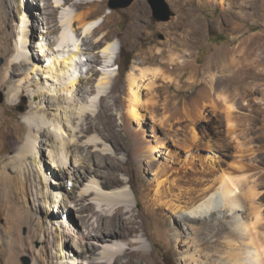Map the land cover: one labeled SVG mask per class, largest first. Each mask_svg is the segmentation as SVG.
Segmentation results:
<instances>
[{"label":"rangeland","instance_id":"obj_1","mask_svg":"<svg viewBox=\"0 0 264 264\" xmlns=\"http://www.w3.org/2000/svg\"><path fill=\"white\" fill-rule=\"evenodd\" d=\"M38 1L22 0L20 4H17V6H22L24 3L33 8H38V6L41 8L40 12L35 11L36 14L32 19L27 20L28 35L24 34L27 35L30 43L37 42L41 34H48L49 31L54 40H57L58 33H55V30L62 29L64 14L74 16L78 8L72 4L60 7L58 0H49L48 5L46 1L42 0L39 3ZM85 1L93 4L95 9L102 11V17L98 19L99 26L102 25V28L94 37L86 40L90 45L95 46V54L86 55V60L90 59L92 62L85 61L86 66L83 68L84 91L87 90L89 93H83L80 101L76 103L61 102L59 111L56 106L50 110V113L62 119L66 117L64 112L67 110L68 117L74 116V122L67 124L71 135L69 138L70 161L66 164L67 168L64 165L63 169L65 173L63 175L68 179L65 181L67 188L66 192L62 191V194H59L60 198L57 199L62 198L63 200L68 196L69 199L71 198L70 202L73 201V203L69 204L70 213L63 217V214L53 212L50 207H47L54 223L51 225V227L54 226L52 239L46 245L47 248L49 247V253L54 255L59 253L55 236L57 229L66 232L69 237L67 238L69 245L66 249L68 257L63 261L64 264L68 262L74 264L76 247L84 248L91 245L94 246L96 252L93 255V261L100 264H115L116 256L113 253L130 252L131 250H144L153 254L157 264H187L183 256L191 247H193L192 252L198 253L200 259L198 262L201 260L206 262L204 260L207 258L205 255L207 251L201 244L206 243L210 238L212 241L220 242L232 240L233 237L227 235L230 228L226 226V220L231 221L229 218L224 219L225 224L210 228L209 236L205 237L200 232L203 226L199 224L188 226L185 222L181 224L167 220L165 225L161 226L150 215L143 217L148 233L134 234L120 245L104 244L97 240H89L87 237L98 228V221L101 218L113 217L119 207H123L126 217L137 216L141 210L148 209L149 204L144 194L150 193L156 181L151 162L138 155L140 148L143 149L144 146L145 149V142L154 139L153 135L163 137L162 134L165 132L170 134L177 131L190 141L188 143L192 144L191 131L193 128L200 141L193 146L194 152L198 151L199 157H203L208 153L206 147H211L212 152L215 151L214 154L218 157L214 159L216 163L213 173H205L206 175L202 177L208 184H213L216 180V188L221 186L220 181L223 177H226L228 183L234 186L230 180L232 178L228 175L242 181L241 185L251 196L245 198L247 196L240 193L241 202L247 208L244 217L251 227V234L255 238L256 245L264 251V0H167L175 14L167 22H159L155 19L154 10L147 0H136L127 8L112 7L120 4V0ZM12 12L10 16L7 15V24L1 21L5 14L0 16V70L12 58L20 39L22 19L17 13V8L13 7ZM107 16H112L111 21L106 22ZM43 18L48 19V25L45 24ZM136 21L139 22L141 28L137 38L129 31L131 24ZM199 22L203 28L202 42L191 49L190 54L185 57L181 49L189 38L188 31ZM101 37H107L105 41L117 40L122 43L123 48L117 61L118 65L114 63L111 67L113 76L108 93L101 95L96 100L97 102L92 103L90 100L98 95V83L103 76L102 70L105 66V59L102 54H99L104 44L97 42ZM28 49L35 50L33 47H28ZM155 56L156 58H153ZM172 56L179 59L178 61L187 60L191 64L181 69L171 60ZM250 56L251 59H249ZM218 59L227 66H230L228 60L233 59L234 70L250 68L253 74L259 77L254 81L253 91L249 90L245 98L241 99V89L233 91V88L222 80L223 77L231 75L230 69L223 68L218 71L213 68L214 61ZM128 64H130L129 68ZM135 66L139 69L138 74L140 69L150 68L160 69L169 77V80H164L155 77L151 71L142 81V92L146 97L148 95V100L153 98V103L146 104V113L149 117L154 116L156 119L154 123L150 119L145 122V138L141 134L134 133L125 111L126 83L130 71ZM24 67L29 68V66L20 67L19 69H22L20 72H25ZM205 78L219 81L220 86L211 87L216 97L217 110L210 101H203L199 109H202L204 117L198 115V110L191 106L187 111L189 117L186 118L183 114L182 116L177 115L176 109L173 108L174 104L177 103L178 108H183L185 101L191 102L202 87L201 84ZM18 79L19 77H16L7 86L0 88L4 96L3 103L0 104V171L16 156L17 145L21 144L20 142L15 144L12 137L24 133L29 125L25 118L33 112L39 101L35 94L34 97L30 95L26 90L27 86L15 102L8 100L9 86L16 84ZM235 93L238 94L236 98H234ZM53 96H55L54 100L58 101L57 93ZM226 104L234 106L239 113L231 122L226 119ZM85 106L91 109L89 107L88 110L84 109ZM241 114L248 117L243 118ZM231 124L238 128H231ZM240 145L243 146L245 152H248L246 158H242L239 154L240 148L237 146ZM203 147L205 150H198ZM174 149L171 148L172 151ZM185 156V152H180V158H185ZM50 161L46 152L44 158L46 173L42 176V180L47 182L50 188H54L57 194V184H51V180L54 179L53 181L56 182L55 179L57 176H62V172ZM176 162L178 166L182 159H176ZM240 162L244 163L246 168L236 171V166ZM29 166L31 168V164ZM87 168L88 170L92 168L91 175L79 179L78 177L83 175V171ZM78 169L80 175L77 174ZM13 170L8 171V175L15 177L17 173ZM98 170L99 173H95ZM241 175L245 176L241 177ZM252 191L256 196L251 195ZM123 193H127V196L121 195ZM32 198H26L28 207L35 205V200ZM109 198H115L118 201L111 202ZM5 199H0V264H6L9 253L8 240L3 237V233L8 230L9 226L6 216L8 201ZM82 206L87 210L81 211ZM252 206L260 208L259 221L257 213L249 210ZM157 211L168 217L171 216L169 210L159 209ZM215 217H213L214 223L217 222ZM84 218H87V221H84ZM66 220L70 224H67ZM28 227L29 225L26 224L18 231L19 233L14 231V234L26 237L29 232ZM193 243H197V246H193ZM33 245L34 248L41 249L38 241L33 242ZM19 262L34 264L31 252L23 254Z\"/></svg>","mask_w":264,"mask_h":264},{"label":"bare ground","instance_id":"obj_2","mask_svg":"<svg viewBox=\"0 0 264 264\" xmlns=\"http://www.w3.org/2000/svg\"><path fill=\"white\" fill-rule=\"evenodd\" d=\"M21 1L0 0V10H3L2 12L0 11V16L5 14L4 18L0 17L3 19L1 20L2 22L7 24L6 19L10 16L13 7L17 8V13L22 19V26L20 28L22 35L20 34L19 36L20 39L17 43L16 50L12 58L7 61L6 66L0 70V88L7 86L12 79L19 77L17 83L15 82L16 84L9 86L8 100L15 102L27 86L26 90L29 91L32 97L35 94V97L39 101L33 112L29 113L25 118L29 125L25 128L24 133L12 137L16 142L15 144L18 142L21 144L20 146L17 145L16 156L13 157V161L5 164L0 171V199L6 198L5 200L8 201L6 216L9 226L8 230L3 233V237H6L8 240L9 253L6 258V264H21L19 258L23 254L28 253V251L31 252L34 264H64L65 262L63 261L68 257L66 249L69 245L67 240L69 237H67L68 234L66 232L57 229L55 236L58 242L59 253L56 255L49 253V247L47 248L46 245L52 239L54 226L51 227V225L54 223L47 207H50L53 212L63 214V217L67 213H70L69 204L73 203V201L70 202L71 198L69 199L68 196L64 197L63 200L61 198V201L57 199L60 198L59 194H62V191L66 192L67 188L65 181L68 179L63 175L64 165L66 167V164L70 161L69 157L71 152L69 140L71 135L67 124L71 121L74 122V116L68 117L69 112L65 110L66 112L64 114L66 117L62 119L50 113V110L56 106L59 111L61 102L76 103L78 100L80 101L83 93H89L87 90L84 91L85 81L83 68L86 66L85 61L92 62L90 59L86 60V55L95 54V46L90 45L86 40H89L92 36L94 37L102 28V25L99 26L98 19L102 17L103 13L95 9L93 4L85 0H58L60 7L61 5L65 7L72 4L78 8V12L74 16L63 13L64 23H61L63 24L62 29L55 28V33H58L57 40H54L48 30L49 33L41 34L37 42L30 43L27 37V20L32 19L36 14L35 11L40 12L41 8L39 6L38 8H33L24 3L22 6H17ZM40 1L42 0H39L38 3ZM43 1H46L47 5L49 4V0ZM106 18V22H108L111 21L112 16H107ZM43 21L48 25V19L43 18ZM140 29V24L136 21L131 24L129 31L132 36L137 38ZM202 30V24L199 22V24L194 25L188 31L189 38L183 45V49H181V53L185 57L190 54L191 49L201 44L203 37ZM106 39L107 37H101L97 41L99 44H104L99 54H102V57H104L105 66L102 70L103 76L98 83V95L90 100L92 103L101 95L103 96L108 93L113 76L111 67L118 65L117 61L123 48L121 42L117 40L105 41ZM28 47H33L35 50L30 51ZM153 58H156V56ZM249 59H251V56ZM171 60L181 69H185L191 64L187 60L178 61L179 59H175L173 56ZM228 61L230 62V66L224 65V62L218 59L214 61L213 68L218 71L223 68L230 69L229 73L231 75L223 77L222 80L229 87L233 88V91L241 89L242 92L240 95L241 99H243L247 96L249 90L253 91L254 81L259 77L253 74L250 68H245L246 66H244L245 69L234 70V60L229 59ZM44 64L47 65L45 66ZM23 66H29V68L26 69L24 67L26 70H23L25 72L22 73L20 72L22 69L19 68ZM138 70L137 66L133 67L128 76L125 111L129 117V124L132 126L134 133L141 134L145 138V122L150 119L154 123L156 119L154 116L149 117L146 113V104L148 102L153 103V98L148 100V95L146 97L142 92V81L148 77L151 71L155 77L163 78L164 80H169V77L160 69H140L139 74ZM201 86L196 97L191 102L185 101L183 108H178V104L173 103V108L176 109L175 112L177 115L182 116L181 114H183L186 118L189 117L187 111L188 107L191 106L198 110V115L203 116L202 109H199L200 103H203V101H210L217 110L215 105L216 97L211 87L220 86L219 81L205 78ZM32 87H35V89H32ZM55 93L59 96L58 101L53 98L55 97L53 96ZM237 95L235 93L234 98ZM61 97H63V101ZM85 107L84 109L87 110L90 108L89 106ZM80 108L79 110H81ZM225 114L226 119L231 122L239 113H237L234 106L226 104ZM241 116L243 118L248 117L244 114H241ZM173 132L170 134L165 132V134H162L163 137L153 135L154 139L144 141L146 143L145 149L143 146V149L140 148L138 150L139 157H143L151 162L155 171V186L151 187L150 193L144 194V198L149 204L148 209L141 210L137 216L126 217L123 207H119L113 217H103L98 221V228L95 227L96 229L87 236L88 239L97 240L104 244L120 245L129 240L134 234L148 233L146 221L143 218L147 215L153 217L161 226L165 225L167 220L177 221L181 224L185 222L188 226L199 224L203 226L201 227V234L208 237L210 228L222 225L225 221L224 219L229 218L231 221L226 220V226L230 228L227 235L229 234L231 238L233 237L232 240L220 242L212 241V238H210L206 243L201 244L207 251L205 253L207 258L204 260L206 262H202V260L198 262L200 260L198 253L192 252L193 247L186 251L183 260L187 264H263V248L256 245L255 238L251 234V227L244 217V212L247 208L241 202L240 195L243 193L244 196H247L245 198H250L251 196L244 190V186L241 185L242 181L236 180L228 175V177L232 178L230 180L234 183L235 187L228 183L226 177H221V186L219 188H216V180H214L213 184H208L202 175L205 173H213L216 163L214 159L218 158L214 154L215 151L212 152L211 147H206L208 153L203 156L204 158L199 157L198 151L194 152L195 148L193 146L200 142L194 128L191 131L192 144L188 143L190 141L185 139L181 133L177 131ZM172 147L175 148L173 151L171 150ZM237 147L240 148L239 154L241 157L246 158L248 152H245L242 145ZM198 150L203 151L205 149L203 147V149L198 148ZM182 151L186 153L185 158H180V152L182 153ZM46 152L53 166L62 172V176L56 175V182L53 181L54 179L51 180V184H57V194L54 188H50L47 182L45 183L42 180V176L46 173L44 164ZM176 159H182V162L178 166H176ZM30 164L31 168L29 166ZM236 168V171L238 169H244L246 165L240 162ZM11 169H14L13 171L17 173V176L8 175V171ZM91 169L88 170L87 168L85 171L82 170L83 175L78 178L89 177L91 175ZM78 173L80 175L79 169L77 171ZM95 173H99V170L95 171ZM32 176L33 178L30 179ZM244 176L241 175V177ZM29 182H31L30 185ZM2 188L4 193L2 192ZM121 195L127 196V193ZM251 195L256 196L254 191H252ZM29 196L35 200V205L34 207L30 206L31 208L27 206L26 202V198H30ZM109 201L116 202L118 200L109 198ZM159 209L169 210L171 216L168 217L165 214L159 213L157 211ZM259 209L253 206L249 209L252 213H257L258 221L261 215ZM80 210L85 211L87 208L82 206ZM214 216H216V223H214ZM84 221H87V218H84ZM26 224L29 225L28 235L26 237L16 236L14 231L19 233L18 231ZM67 224H70L69 221H67ZM3 237H1L2 240ZM35 241L41 244V249L34 248L33 242ZM196 244L193 243L192 245L197 246ZM71 247L74 246L71 245ZM75 253L76 255L74 257L76 259H73L74 264H100L93 261V255L96 252L92 245L85 246L84 248L78 246V248L76 247ZM113 254L116 256L115 264H157L153 254L144 250L120 251ZM56 259L57 262H55ZM124 259H127V261H124ZM68 264L70 263L68 262Z\"/></svg>","mask_w":264,"mask_h":264},{"label":"water","instance_id":"obj_3","mask_svg":"<svg viewBox=\"0 0 264 264\" xmlns=\"http://www.w3.org/2000/svg\"><path fill=\"white\" fill-rule=\"evenodd\" d=\"M118 1V0H116ZM136 0H120V4L113 5V8H127L131 6ZM154 10L155 19L159 22L170 21L175 15L171 10L167 0H147ZM4 96L0 92V104L3 103Z\"/></svg>","mask_w":264,"mask_h":264},{"label":"trees","instance_id":"obj_4","mask_svg":"<svg viewBox=\"0 0 264 264\" xmlns=\"http://www.w3.org/2000/svg\"><path fill=\"white\" fill-rule=\"evenodd\" d=\"M130 64H128V68H129ZM120 68V67H119ZM121 69V68H120Z\"/></svg>","mask_w":264,"mask_h":264}]
</instances>
